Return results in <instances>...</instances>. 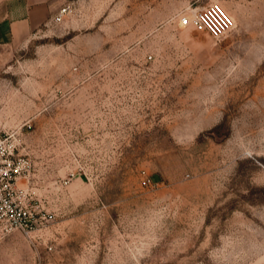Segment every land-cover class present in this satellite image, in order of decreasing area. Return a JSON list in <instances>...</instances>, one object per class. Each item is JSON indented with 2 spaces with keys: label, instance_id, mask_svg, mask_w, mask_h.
I'll return each instance as SVG.
<instances>
[{
  "label": "rangeland",
  "instance_id": "374dc122",
  "mask_svg": "<svg viewBox=\"0 0 264 264\" xmlns=\"http://www.w3.org/2000/svg\"><path fill=\"white\" fill-rule=\"evenodd\" d=\"M70 5L0 52V133L53 216L0 264H264V0ZM208 6L220 39L179 24Z\"/></svg>",
  "mask_w": 264,
  "mask_h": 264
},
{
  "label": "built area",
  "instance_id": "2783aa9c",
  "mask_svg": "<svg viewBox=\"0 0 264 264\" xmlns=\"http://www.w3.org/2000/svg\"><path fill=\"white\" fill-rule=\"evenodd\" d=\"M71 13L69 4L60 10L55 21L61 22ZM178 21L183 28L207 32L215 39L226 35L232 23L214 6L187 9L179 15ZM28 124L21 130L31 128ZM20 141L19 131L0 133V241L14 232L33 240L32 234L53 220L52 215L39 209L31 190L19 186V182L28 178L32 170L31 160L21 153ZM146 182L150 183L149 178Z\"/></svg>",
  "mask_w": 264,
  "mask_h": 264
},
{
  "label": "crops",
  "instance_id": "0c3cea01",
  "mask_svg": "<svg viewBox=\"0 0 264 264\" xmlns=\"http://www.w3.org/2000/svg\"><path fill=\"white\" fill-rule=\"evenodd\" d=\"M74 0H0V52L27 46Z\"/></svg>",
  "mask_w": 264,
  "mask_h": 264
}]
</instances>
